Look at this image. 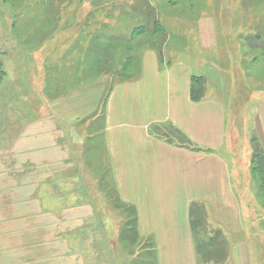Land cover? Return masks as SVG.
I'll list each match as a JSON object with an SVG mask.
<instances>
[{"label":"crops","instance_id":"crops-1","mask_svg":"<svg viewBox=\"0 0 264 264\" xmlns=\"http://www.w3.org/2000/svg\"><path fill=\"white\" fill-rule=\"evenodd\" d=\"M108 33L91 54L70 53L73 75L57 80L47 113L14 115L21 132L0 139V264H264V179L252 170L264 100L242 129L230 111L236 91L141 46L127 50L128 78L111 85L100 114L108 43L140 37ZM108 177L132 220L108 195ZM84 218L96 234L88 255L76 240Z\"/></svg>","mask_w":264,"mask_h":264},{"label":"rangeland","instance_id":"rangeland-1","mask_svg":"<svg viewBox=\"0 0 264 264\" xmlns=\"http://www.w3.org/2000/svg\"><path fill=\"white\" fill-rule=\"evenodd\" d=\"M156 21L162 26V34L151 35ZM140 26L149 34L136 38L129 47L108 43L113 46L105 57L108 63L101 68L105 73L99 83L105 87L100 114L111 85L128 78L124 73L127 50L145 47L155 48L164 63H189L196 74L222 81L228 93L236 91L230 111L244 128L256 102L264 100V0H0L3 144L9 143L11 130L21 132V123L14 126L11 121L14 115L37 120L47 113L44 101L57 97V80L73 75L64 68L73 57L70 53L74 55L82 46V56L91 54V42L101 40L97 37L106 32L122 40L131 39L133 29ZM238 141L247 147L244 136ZM110 181L108 177V195L117 210L132 220L134 213L118 203ZM69 182L65 181L67 192L73 190ZM78 188L76 185V192ZM56 193L55 188L53 196ZM53 201L51 198V208L57 205ZM69 204L72 202L67 200ZM123 223V219L117 221V225ZM77 238L88 255V245L96 239L89 219H83ZM147 244L151 249L152 241L147 240ZM149 253L152 255L151 250Z\"/></svg>","mask_w":264,"mask_h":264},{"label":"trees","instance_id":"trees-1","mask_svg":"<svg viewBox=\"0 0 264 264\" xmlns=\"http://www.w3.org/2000/svg\"><path fill=\"white\" fill-rule=\"evenodd\" d=\"M162 26L159 24V22L154 23V30L151 33V35H160L162 34ZM149 34L148 30L144 26H140L137 28H134L132 33H131V39H135L138 36ZM250 39V38H249ZM128 62V60H127ZM202 86V78H197L195 77L194 79V90H193V95L194 99H198L200 96V91L199 89ZM252 145H253V152H252V170L253 174L255 176H258L261 179H264V150L260 143L256 140H252Z\"/></svg>","mask_w":264,"mask_h":264}]
</instances>
